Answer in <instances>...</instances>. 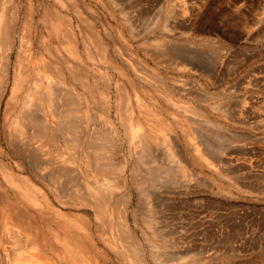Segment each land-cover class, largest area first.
Returning a JSON list of instances; mask_svg holds the SVG:
<instances>
[{
    "label": "rangeland",
    "instance_id": "rangeland-1",
    "mask_svg": "<svg viewBox=\"0 0 264 264\" xmlns=\"http://www.w3.org/2000/svg\"><path fill=\"white\" fill-rule=\"evenodd\" d=\"M56 83L76 97L58 104L81 106L77 119L60 114L64 132L45 96ZM111 130L121 207L86 200L98 174L84 167L86 139ZM139 133L157 153L142 152L154 157L141 166L155 172L151 199L130 182L127 144ZM74 173L86 185L77 206ZM118 216L146 264H264V0H0V264H134L116 242Z\"/></svg>",
    "mask_w": 264,
    "mask_h": 264
},
{
    "label": "bare ground",
    "instance_id": "bare-ground-1",
    "mask_svg": "<svg viewBox=\"0 0 264 264\" xmlns=\"http://www.w3.org/2000/svg\"><path fill=\"white\" fill-rule=\"evenodd\" d=\"M7 9V8H6ZM8 14V13H7ZM3 33V32H2ZM1 33V34H2ZM4 43V42H3ZM5 45V44H4ZM23 47V46H22ZM68 47H69V45H68ZM73 51V45H71V47H70V52H72ZM68 53H69V51H68ZM20 56V55H19ZM113 57V56H112ZM7 58V57H6ZM60 61V60H59ZM114 61V60H113ZM68 63V62H67ZM67 63H62V61L61 62H58V64H57V66L59 67V69L60 70H63V71H65V73H66V70H67V72H68V68L70 67L69 66V64H67ZM115 64V63H114ZM18 65H19V62H17V64L15 65V71H18ZM138 65V64H137ZM50 66V65H49ZM75 66V65H74ZM139 66V65H138ZM81 66H78V68H80ZM140 67H142V66H139V67H137V68H140ZM45 68H47V67H45ZM74 69H77L76 68V66L75 67H73ZM48 69L49 70H51V67L49 68L48 67ZM58 69V68H57ZM72 69V68H71ZM143 69V68H142ZM145 69V68H144ZM7 70V69H6ZM47 70V69H46ZM59 70V71H60ZM78 71L77 72H74V73H78L79 71L80 72H82V70H79V69H77ZM119 70V69H118ZM120 71V70H119ZM118 71V72H119ZM143 71V70H142ZM141 71V72H142ZM62 72V71H61ZM85 72V71H84ZM146 72V71H145ZM72 73H73V71H72ZM87 73V72H86ZM86 73H84V74H86ZM148 73V76L149 75H151V74H149V72H147ZM146 73V74H147ZM60 74V76L61 75H64L63 73L61 74V73H59ZM79 74H81V73H79ZM154 74V73H153ZM66 75V74H65ZM65 75H64V77H65ZM69 75H71V74H69ZM72 75H74V74H72ZM82 75H83V72H82ZM87 75H89V74H87ZM155 75V74H154ZM83 76H86V75H83ZM143 76V75H142ZM152 76V75H151ZM158 75H156L155 77H157ZM103 77V76H102ZM150 77V76H149ZM153 77V80L155 79V81H153V82H156L157 84H159L157 81H159V78H155L154 76H152ZM151 77V78H152ZM3 78V77H2ZM62 78V77H61ZM66 78V77H65ZM88 78V77H87ZM61 80V79H60ZM75 80V79H74ZM18 82V81H17ZM38 82V81H37ZM40 82V81H39ZM75 82V81H74ZM100 82V81H99ZM3 83V82H2ZM155 83V84H156ZM51 85H53V84H51ZM51 85H49L48 87V89H45L46 90V92H45V96H46V99H47V101L48 102H52L51 103V105H53V114H54V116L58 119V122H57V120H56V122L58 123L57 124V129L60 131V132H64L65 131V127L63 126V125H65V124H63V123H61L60 121H59V116H60V114L62 113V115H68V116H70V117H73V116H77V115H82V114H79L80 113V109H78V108H76V107H78V106H80L79 104H77L78 103V101H77V103H75V104H77V106H75V105H73V103H72V105L71 106H67L69 103H71V102H68V103H65V104H61L60 102V104H58V102H57V100H59V98H61V101H62V99H64V97H66V99L67 98H69L70 96H69V94L71 93V94H73L72 92H70L69 90L67 91V92H64V90H60L59 89V87L58 86H56L57 85V83L55 84V85H53V88L51 87ZM160 85V84H159ZM54 86H55V88H54ZM60 86V85H59ZM119 87H118V90H117V92H116V105H117V109H118V115H119V118H121L122 117V115H123V112L125 113V110H124V105H125V101H126V99H127V95H126V93H125V91H124V89L122 88V86H121V84L120 85H118ZM158 88H161L160 86H158V85H156ZM94 87V86H93ZM34 88V87H33ZM47 88V87H46ZM97 88V87H96ZM101 88V87H100ZM100 88H98L97 90H98V92H100V95H101V90L103 89H100ZM44 89V88H43ZM92 89V88H91ZM39 90V89H38ZM26 91V90H25ZM34 91H35V89H34ZM66 91V90H65ZM86 91V90H85ZM39 92V91H38ZM103 92V91H102ZM105 92V91H104ZM103 92V93H104ZM31 93V92H30ZM40 93V92H39ZM38 93V94H39ZM81 93V92H80ZM35 94V93H34ZM37 94V95H38ZM89 95H90V93H88ZM26 95V94H25ZM92 95V94H91ZM24 96V95H23ZM39 96H41V94L39 95ZM73 96V95H72ZM71 96V97H72ZM78 96V95H77ZM82 96H84V94L82 95ZM36 97V96H35ZM38 97V96H37ZM43 97V96H42ZM71 97L69 98V99H71ZM101 97H102V95H101ZM41 97H38L37 99H40ZM80 98V97H79ZM83 98V97H82ZM25 99V98H24ZM41 99H43V98H41ZM40 99V100H41ZM72 99H75L74 101H76V97L74 98V96H73V98ZM90 99V98H89ZM39 100V101H40ZM141 100V99H140ZM22 101V100H21ZM68 101V100H67ZM66 101V102H67ZM70 101V100H69ZM86 101H88V100H86ZM73 102V101H72ZM142 103V102H141ZM103 104V103H102ZM83 105H85V104H83ZM127 105H129V104H127ZM143 104H141L140 105V109H141V111L143 112V113H145V114H147L146 112H147V108L146 107H144V105L142 106ZM81 107V106H80ZM84 107V106H83ZM89 106H88V104H87V108H88ZM87 108H85V109H83L82 108V110H84V113H86L87 112ZM104 108V107H103ZM128 108V109H127ZM126 109L127 110H129V107H127ZM26 109V108H25ZM78 110H79V113L77 114V112H78ZM25 110H23V112L21 113L20 112V116H21V118H23V119H26L27 117L25 116ZM38 112V111H37ZM35 113V112H34ZM89 113V112H88ZM150 113V112H149ZM87 114V113H86ZM91 114V113H90ZM27 115V114H26ZM72 115V116H71ZM120 115H121V117H120ZM30 116V115H29ZM75 116V117H76ZM96 116V115H95ZM25 117V118H24ZM67 117V116H66ZM74 117V118H75ZM42 118V117H41ZM73 118V119H74ZM92 118V121L94 122V123H98V122H95V118L94 117H91ZM125 118H126V116H125ZM34 119V118H33ZM69 119V118H68ZM71 119V118H70ZM76 119H77V117H76ZM29 120V119H28ZM61 120V119H60ZM126 120V119H125ZM34 121H35V119H34ZM39 121V120H38ZM65 121V120H64ZM72 121V120H71ZM36 122V121H35ZM77 122V121H76ZM100 122V121H99ZM80 123V122H79ZM79 123H77V124H79ZM91 123V122H90ZM89 124V123H88ZM95 124V126H97ZM67 125V124H66ZM71 125V127H72V125H76V124H70ZM34 126V125H33ZM36 126V125H35ZM53 126V125H52ZM68 127V126H67ZM70 127V126H69ZM70 127V128H71ZM75 127H77V126H75ZM125 127H127V126H125ZM81 128V127H80ZM130 128V127H129ZM76 130H77V128H75ZM72 130H74V128H72ZM71 130V131H72ZM75 130V135L73 136L72 134L70 135L71 137H72V140H71V142L73 143V145H74V143L77 141H79V139H80V134H79V132L78 133H76L77 131ZM81 131V130H80ZM43 132H45V131H43ZM100 132V131H99ZM98 132V134L96 133V134H91V135H87L88 136V139H86L87 140V143H86V146H84V149H85V153H83V156H82V158H83V160H84V162L86 163V165H84V167L85 166H89V167H92V165H93V169H94V167H95V169H97L96 171L98 172V174L96 175V180H95V182H90L89 184H88V186H89V189H86V187L84 186V184H83V182H81V180L84 178L82 175H80V173L77 175V173H74V175L73 176H71V180H72V186L71 187H69L70 189H72V190H74V194H73V196H72V200H71V202L72 203H74V204H76V206L77 205H80V204H82V197L84 196L85 197V193H84V195H83V193H82V191H81V189L79 188L80 187V184L82 185V187L84 186L85 187V190H88V192H87V201H88V199H89V201L88 202H93V204H94V202H96V201H98V200H100L101 202L102 201H104V202H102L101 203V207L103 206L102 204H104V203H106L107 202V200L109 201H111V199H114V201H115V205H114V207L117 205V206H120V203H121V199H120V195H122V194H117V192H115L114 193V191H116V190H121L122 189V187H121V189H119L120 188V186H122V185H120L119 186V184H122L120 181H121V175L123 174H121V175H118V174H120L121 172H124L122 169L121 170H119V168H118V165H114V164H116V163H118V161L116 162V160H117V156H116V153H114V151L115 150H113L116 146H117V140H118V136H117V134L115 133V131H113V130H111L110 131V133L109 134H100ZM37 133V132H36ZM105 133V132H104ZM62 134V133H61ZM88 134V133H87ZM140 134V136L138 137L137 135H136V137H138L137 139H135V140H130L129 142H128V146L130 147V150H128V151H131V152H128V154L130 153L131 155H132V159L133 160H135L134 161V167H132L131 169H130V176H131V185H133L134 187H136L138 190H139V192L140 193H142V195H144V196H146L147 198L149 197L150 199H151V197H150V193H151V190H152V185H150L149 183H151V184H154L153 182V179H154V176L153 177H151L152 176V174H153V172H154V169H151L150 168V171L152 172H148V171H146V169H147V165H149L148 163H150V161H147L148 160V158H151V157H147L146 155V153H148L149 151L148 150H150V151H152L151 153H153L152 155L153 156H155L156 154H155V150L153 149V148H151V146L150 145H148V144H152V143H149V139L147 138V137H149V136H147L148 134H146V133H139ZM64 135V134H63ZM55 136V135H54ZM81 136H82V134H81ZM85 136V135H84ZM61 137H63V136H61ZM83 138V137H82ZM57 139H58V137H57ZM128 139V138H127ZM59 140V139H58ZM66 140V139H65ZM81 140V139H80ZM129 140V139H128ZM151 140V139H150ZM51 141V140H50ZM25 142V143H24ZM22 144H26V140L24 141ZM70 142V141H69ZM68 142V143H69ZM71 143V144H72ZM83 144V143H82ZM85 145V144H84ZM156 145V144H155ZM154 145V146H155ZM59 146V145H58ZM75 146V145H74ZM73 146V147H74ZM129 147H128V149H129ZM153 147V146H152ZM60 148V147H59ZM82 148V147H81ZM119 148V147H118ZM25 149V148H24ZM26 149H27V147H26ZM75 150H74V152L72 153V155H71V157L68 159L69 160V163L71 164L70 165V167H72L73 168V171L74 172H77V170L80 168V166L82 165L81 163H83V162H81V156H80V153H79V150H78V147L76 146L75 148H74ZM116 149V148H115ZM151 149H153V150H151ZM156 149V148H155ZM56 150V149H55ZM57 150H59L58 148H57ZM82 150L83 149H81V151L80 152H82ZM120 150V149H119ZM119 150H117V151H119ZM138 150V151H137ZM141 151V153H140V151ZM134 151V153H132ZM22 152V151H21ZM31 152V151H30ZM61 152V151H60ZM142 152H146L144 155L142 154ZM56 153H59V151L58 152H56ZM60 154V153H59ZM149 154V153H148ZM159 154V153H158ZM161 154V153H160ZM119 155V154H118ZM130 155V156H131ZM27 157H28V155H27ZM60 157V156H59ZM161 157V156H160ZM152 158H154V157H152ZM151 158V159H152ZM158 159H159V156L157 157ZM163 158V157H162ZM166 158V157H165ZM52 159H55V158H52ZM147 159V160H146ZM156 159V158H155ZM57 160V159H56ZM150 160V159H149ZM49 161V160H48ZM160 161H162V159L160 160ZM165 161V160H164ZM51 162V161H50ZM58 162V161H57ZM116 162V163H115ZM157 162V161H156ZM55 163H56V161H55ZM144 163H146V166H145V164ZM164 163V162H163ZM48 164V163H47ZM53 164H54V161H53ZM161 164H162V162H161ZM169 164V163H168ZM144 165V166H143ZM68 166V165H67ZM141 166H143V167H146V169H145V171H144V168H142ZM158 166H159V163H158ZM66 167V166H65ZM69 167V166H68ZM67 167V168H68ZM69 167V168H70ZM83 166H81V168H84ZM161 167H163V165L161 166ZM60 168H64V167H60ZM60 168H58V169H60ZM165 168V167H164ZM37 169V168H36ZM166 169V168H165ZM168 169H169V167H168ZM167 169V171H170V170H168ZM35 170V169H34ZM39 169H37V171H38ZM81 170H83V169H81ZM85 170V169H84ZM87 170V169H86ZM85 170V171H86ZM91 170V169H90ZM89 170V171H90ZM147 170H149V169H147ZM72 171V172H73ZM79 171V170H78ZM88 171V170H87ZM118 171H120V173H118ZM126 171V170H125ZM157 171H159V170H157ZM161 171H163V170H161ZM83 172V171H82ZM148 172V173H147ZM165 172V171H164ZM54 173V172H53ZM53 173H52V175H53ZM59 173H61V172H59ZM84 174H85V172H83ZM83 173H81V174H83ZM155 173V172H154ZM166 173V172H165ZM168 173H170L171 174V171L170 172H168ZM63 174H65L64 172H63ZM67 174V173H66ZM89 174V173H88ZM92 174H93V172H92ZM92 174H90L91 176H92ZM96 174V173H95ZM167 174V173H166ZM60 175V174H59ZM62 175V174H61ZM79 175L80 176H82L83 178H81V180H80V177H79ZM56 176V175H55ZM86 176H89V175H86ZM86 176H85V179H86ZM95 176V175H94ZM61 177V176H60ZM64 177V176H63ZM72 177H73V179H72ZM103 177V178H102ZM128 180H129V178H128ZM84 181V180H83ZM120 182V183H119ZM64 183V182H63ZM66 183V182H65ZM69 183H70V181H69ZM68 183V184H69ZM85 183V182H84ZM87 183H88V181H87ZM87 183H85V184H87ZM127 183V182H126ZM130 184V183H129ZM128 185V184H127ZM155 185V184H154ZM65 186V185H64ZM74 189H73V188ZM66 188H67V186H66ZM69 188H67V189H69ZM149 188H151V190H149ZM82 189H84V188H82ZM72 190H70V192H73ZM84 190V191H85ZM52 191H53V189H52ZM51 191V192H52ZM55 191V190H54ZM26 192V191H25ZM57 192V191H56ZM65 192H67V191H65ZM59 193V192H58ZM57 193V194H58ZM114 193V194H113ZM27 194V193H26ZM59 194H62V193H59ZM66 194V193H65ZM28 195V194H27ZM56 195V194H55ZM68 195H69V193H68ZM58 196V195H57ZM60 196V195H59ZM62 197H64V198H66L67 196L65 195V196H63V195H61ZM71 196H69V198L71 197ZM83 197V198H84ZM68 198V197H67ZM68 198V199H69ZM124 198H125V196H124ZM63 199V198H62ZM67 200V199H66ZM62 201V200H61ZM86 201V202H87ZM106 201V202H105ZM68 203H69V200H68ZM71 203V204H72ZM80 203V204H79ZM99 203V202H98ZM114 203V202H113ZM85 204H87V203H85ZM100 204V203H99ZM109 204H110V202H109ZM97 205V204H96ZM72 206V205H71ZM76 206H73V207H75L76 208ZM88 206V205H87ZM35 208H36V206H34ZM70 207V206H69ZM95 207V206H94ZM97 207V206H96ZM121 207V206H120ZM81 208H83L82 206H81ZM85 208V207H84ZM87 208V207H86ZM91 208V207H90ZM98 208V207H97ZM36 209H38V208H36ZM47 209V208H46ZM99 209V208H98ZM102 209H105V208H102ZM116 209V208H115ZM118 209V208H117ZM116 209V210H117ZM122 209V208H121ZM120 209V210H121ZM39 210V209H38ZM91 210V209H90ZM94 210V209H93ZM92 210V211H93ZM119 210V209H118ZM40 211V210H39ZM95 211V210H94ZM103 212V211H102ZM105 212H106V209H105ZM105 212H103L101 215H103V217L102 216H100L101 217V219L102 218H104L105 216H104V214L106 215L107 213H105ZM118 212V211H117ZM44 213H45V211H44ZM46 214H48V213H46ZM45 214V215H46ZM116 214H118V213H116ZM16 215H18V213L17 214H15V216ZM49 215V214H48ZM119 215V214H118ZM20 216H22V217H24L23 216V214L21 215L20 214ZM95 216H96V213H95ZM16 217H18V216H16ZM22 217H20V218H22ZM132 217V216H131ZM19 218V219H20ZM28 218V217H27ZM93 218H94V216H93ZM25 219V221H27L28 219H26V218H24ZM23 219V220H24ZM109 219V218H108ZM114 219V218H113ZM104 220V219H103ZM107 220V219H106ZM94 221H95V219H94ZM124 221V220H123ZM122 221V219H121V216H118V219H117V221H116V232H115V234H117V236L116 237H118V239H116V242L117 241H120V243H121V245H123L124 246V249H127L128 250V252L131 254V256H132V262H134V264H146V262H144V259H143V257H142V254L140 253V249H139V247H138V245L137 244H139V242L137 243L136 241H135V238L133 237V235H132V233H131V231L128 229V227L127 228H125V225H124V222ZM107 222V221H106ZM95 223H96V221H95ZM24 224H27V222H25ZM74 225V224H73ZM28 226V225H27ZM29 226H30V223H29ZM105 229V228H104ZM107 229H108V227H107ZM99 231H100V229H99ZM109 231V230H108ZM115 231V230H114ZM106 232V231H105ZM107 233H109V232H107ZM104 234V233H103ZM157 235V234H156ZM110 237V236H109ZM145 239V238H144ZM111 246H112V244H110ZM119 245V244H118ZM153 245V244H152ZM120 246V245H119ZM154 246V245H153ZM118 247V246H117ZM155 247V246H154ZM111 248V247H110ZM150 248V253H151V255H153L154 257H155V255H157L160 251H158V250H155V248H153V247H149ZM114 249V248H113ZM114 251V250H113ZM120 251H123V250H120ZM155 251H158L157 253L155 252ZM114 253V252H113ZM122 253V252H121ZM123 254V253H122ZM160 254V253H159ZM114 255H116V254H114ZM120 255V254H119ZM124 256H126L125 254H123ZM169 255V254H168ZM121 256V255H120ZM124 256H123V258H124ZM157 256H159V255H157ZM122 257V256H121ZM126 259L128 258V256L127 257H125ZM152 258V257H151ZM157 257H155V259H156ZM153 259V258H152ZM158 259V258H157ZM74 260V259H73ZM169 260V259H168ZM154 261H156V260H154ZM157 261H159V260H157ZM157 261H156V263H157ZM163 261V260H162ZM123 262V261H122ZM124 263V262H123ZM129 264V263H128ZM133 264V263H132Z\"/></svg>",
    "mask_w": 264,
    "mask_h": 264
},
{
    "label": "crops",
    "instance_id": "crops-1",
    "mask_svg": "<svg viewBox=\"0 0 264 264\" xmlns=\"http://www.w3.org/2000/svg\"><path fill=\"white\" fill-rule=\"evenodd\" d=\"M27 259L30 261H34L35 258L34 259L27 258ZM36 261H37V259H36ZM70 261H72V259L71 260H70V258L65 259L64 257L58 256L56 258L55 257L52 258V261L50 262V264H70ZM40 263L41 264L49 263L48 258L42 257V260ZM5 264H15V263L12 261H9L8 263H5Z\"/></svg>",
    "mask_w": 264,
    "mask_h": 264
}]
</instances>
